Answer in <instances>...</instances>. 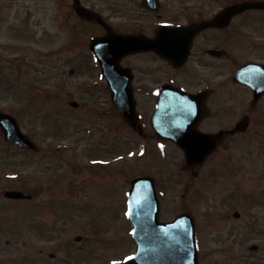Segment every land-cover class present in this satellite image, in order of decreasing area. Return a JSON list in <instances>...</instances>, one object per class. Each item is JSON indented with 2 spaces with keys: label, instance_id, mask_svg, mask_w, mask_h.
Returning a JSON list of instances; mask_svg holds the SVG:
<instances>
[{
  "label": "rangeland",
  "instance_id": "1",
  "mask_svg": "<svg viewBox=\"0 0 264 264\" xmlns=\"http://www.w3.org/2000/svg\"><path fill=\"white\" fill-rule=\"evenodd\" d=\"M24 3L32 4L33 16L18 13ZM88 26L87 41L100 31L95 23ZM68 29L66 22L53 16L50 0H0V108L14 114L38 146L18 149L4 140L0 130V264H69L71 257L74 264H122L136 249L127 192L131 177L141 172L163 179L167 187L164 218L184 210L197 215L211 239L202 246L203 264H231V224L252 221L250 236L261 244L264 120L246 131L234 149L222 152L223 164L208 165L198 177L181 170L177 163L182 154L172 145L163 150L154 141L147 143L148 152L141 150V141L115 144L113 174L111 169L97 178L88 169L69 173L72 165L87 163V155L96 151L78 144L76 123L90 115L69 103L72 98L82 100L74 94L82 81L77 74L98 71L85 47L75 50L78 65L72 57L65 58L73 43ZM25 53L42 59L37 62L42 71L38 80L31 72L27 78L15 68ZM61 93L65 94L62 99ZM126 131L121 134L127 135ZM157 153L164 157L159 159ZM8 189L23 190L33 198L7 199L4 191ZM235 211L240 212L239 218L233 216ZM78 235L82 240L76 239Z\"/></svg>",
  "mask_w": 264,
  "mask_h": 264
},
{
  "label": "flooded vegetation",
  "instance_id": "2",
  "mask_svg": "<svg viewBox=\"0 0 264 264\" xmlns=\"http://www.w3.org/2000/svg\"><path fill=\"white\" fill-rule=\"evenodd\" d=\"M80 6L97 12L103 20L83 19L78 13ZM32 7L31 3L21 4L18 13L22 10L33 16ZM50 9L56 20L69 25L73 43L65 58L72 57L78 65L75 50L85 47L91 64H97L95 74L76 71L82 81L77 82L74 94L82 100L72 98L69 103L91 116L76 123L78 144L96 149L93 155H87V163H78L79 173L88 169L97 178L111 169L113 174L114 145L133 141L144 142V152L150 148L149 141L159 144V148L162 145L163 150L165 145H172L182 154L177 163L182 168L184 149L170 138L202 134H222L216 140L217 149L205 159L202 169L210 164L220 165L224 162L219 158L222 152L234 149L242 142L245 131L263 122L264 0H50ZM90 22L100 29L96 36L112 30L140 34L137 42L147 45L123 55L119 60L123 70L109 78L90 51L91 42L86 38ZM191 26L194 31L185 29ZM27 54L14 65H19L27 78L31 72L38 80L42 71L37 62L42 59ZM182 90L193 96L188 99ZM58 95L62 99L65 94ZM131 99L136 102L138 113L136 127L125 121L116 103ZM127 128V135H122ZM131 151L132 148L128 153ZM157 155L159 159L164 157ZM143 173L156 178L159 196L165 201L167 187L163 179L151 172ZM197 222V239L202 248L210 235ZM251 222L231 224V264H264V238L261 244L253 242L248 226ZM68 262L74 264V258Z\"/></svg>",
  "mask_w": 264,
  "mask_h": 264
},
{
  "label": "water",
  "instance_id": "3",
  "mask_svg": "<svg viewBox=\"0 0 264 264\" xmlns=\"http://www.w3.org/2000/svg\"><path fill=\"white\" fill-rule=\"evenodd\" d=\"M84 17H92L91 13L82 12ZM111 36V37H110ZM136 36L111 34L93 40L91 47L97 52L104 72H110L109 67L118 61L124 53H130L135 48H142L147 43H138ZM113 39L112 44L107 42ZM127 120L132 122L136 118L134 106L132 109H122ZM0 127L5 139L18 146L35 148L32 139H29L20 128L17 118L0 109ZM213 136H204L203 139H213ZM178 141V140H177ZM187 154L186 165L195 170L193 165L195 157L191 154L195 147L184 144ZM197 151V150H195ZM209 150L197 151L200 160ZM210 152V151H209ZM200 160L197 165H200ZM148 179V178H147ZM144 183L143 187H135ZM146 183V184H145ZM149 185V186H148ZM148 186V187H147ZM9 198L31 197L21 191H6ZM130 218L134 223V239L139 243L136 254L125 264H198V250L195 239L194 220L188 213L175 218L173 222H160L159 198L153 179L146 180L140 177L135 180L133 190L129 192Z\"/></svg>",
  "mask_w": 264,
  "mask_h": 264
}]
</instances>
